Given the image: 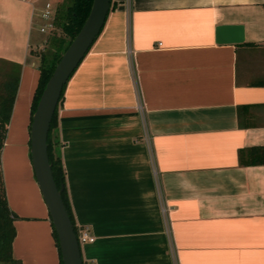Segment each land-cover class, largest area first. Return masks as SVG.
<instances>
[{"label": "crops", "instance_id": "crops-1", "mask_svg": "<svg viewBox=\"0 0 264 264\" xmlns=\"http://www.w3.org/2000/svg\"><path fill=\"white\" fill-rule=\"evenodd\" d=\"M42 1L0 0V63L17 74L0 170L19 264H59L29 156ZM263 6L110 0L56 110L72 221L93 236L83 264H264V163L239 161L264 146ZM218 27L241 40L216 43Z\"/></svg>", "mask_w": 264, "mask_h": 264}, {"label": "water", "instance_id": "water-1", "mask_svg": "<svg viewBox=\"0 0 264 264\" xmlns=\"http://www.w3.org/2000/svg\"><path fill=\"white\" fill-rule=\"evenodd\" d=\"M110 0H90L88 13L48 77L31 115L29 125V156L35 181L47 208L49 220L56 235L61 264H82L79 244L63 202L62 185L57 188L52 179L46 155V135L57 106L63 85L73 73L93 40L101 30ZM226 27L216 29V43L241 40L240 35L229 40L223 33Z\"/></svg>", "mask_w": 264, "mask_h": 264}, {"label": "trees", "instance_id": "trees-1", "mask_svg": "<svg viewBox=\"0 0 264 264\" xmlns=\"http://www.w3.org/2000/svg\"><path fill=\"white\" fill-rule=\"evenodd\" d=\"M68 1L69 2L63 8L61 9L59 7L56 8L52 19V25H55L58 28H60L63 35L67 37V40H64L63 38H58V37L56 38L55 36H51L45 42L46 46L48 47L46 49L47 51L45 52L43 51L37 54L38 62L36 68L38 71V78L30 106L29 125L31 121V115L35 109L39 95L48 77L50 76L61 54L63 53L69 42L71 41L73 34L79 30L89 10L90 0H68ZM8 69H9L8 72L4 73L0 80V149L3 143L5 127L8 121V117L11 110V106L16 90V85H17V74L15 73L16 72L15 69H13L12 66H8ZM64 86L65 84L62 87L58 103L61 100ZM57 106L53 112L46 135V155L50 166L51 176L55 183V186L58 188L60 184L62 185L60 198L63 202L65 210L70 219L73 232L76 236L77 228L74 226L72 221V215L70 212V207L64 186L63 168L57 150L59 145L55 135ZM239 161L243 164L264 163V146L251 147L246 151L239 153ZM14 218L15 215L8 209L6 204L3 182L1 178V170H0V263L19 264V261L13 259L11 256V242L14 236V227H13ZM51 234L57 248L59 264H61L56 235L52 228V225H51Z\"/></svg>", "mask_w": 264, "mask_h": 264}, {"label": "rangeland", "instance_id": "rangeland-1", "mask_svg": "<svg viewBox=\"0 0 264 264\" xmlns=\"http://www.w3.org/2000/svg\"><path fill=\"white\" fill-rule=\"evenodd\" d=\"M45 2V0H43L40 4V11H42L44 9V5L43 3ZM69 1L68 0H50V1H46V3L49 4L50 9L49 12L54 15V12L56 10L57 7H59L60 9L63 8ZM14 14H16V11L14 12ZM37 16L34 17L32 23H31V35L34 36L35 38L37 37V43H38V48L36 49H32L30 51L31 56L33 57L34 60H36V64L38 62V58H37V54L40 52H45L47 51L46 49L48 48L46 46V40L48 38H50L51 36H55L56 38H63L64 40H67V37L65 35H63V33L61 32L60 28H58L55 25L51 24V28L45 30L43 33H38V29L43 26L45 24V22H43L40 18V12H38V14H36ZM8 65L0 63V80L2 78V75L6 72H8ZM0 264H5V263H0Z\"/></svg>", "mask_w": 264, "mask_h": 264}, {"label": "built area", "instance_id": "built-area-1", "mask_svg": "<svg viewBox=\"0 0 264 264\" xmlns=\"http://www.w3.org/2000/svg\"><path fill=\"white\" fill-rule=\"evenodd\" d=\"M50 6L48 3L44 4V9L40 11L39 18L45 22L43 26H41L38 31L39 33H43L48 28H51L53 15L49 12ZM76 239L78 244L83 242H90L93 240V236L88 232L86 227H82L77 229Z\"/></svg>", "mask_w": 264, "mask_h": 264}]
</instances>
